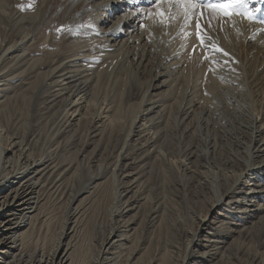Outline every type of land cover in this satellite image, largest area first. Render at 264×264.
I'll list each match as a JSON object with an SVG mask.
<instances>
[{
    "label": "rangeland",
    "instance_id": "1",
    "mask_svg": "<svg viewBox=\"0 0 264 264\" xmlns=\"http://www.w3.org/2000/svg\"><path fill=\"white\" fill-rule=\"evenodd\" d=\"M75 1L0 0V59L15 44L22 49L0 62L1 124L8 128L6 141L17 145L7 156L17 159L25 148L23 156L70 166L59 194L43 190V224L26 252L37 246L50 253L62 227L64 252L79 210L73 237L78 264H93L101 247L113 252L115 247L101 244L113 228L130 236L122 240L127 248L117 264H264V222L253 213L248 236L256 237H248L241 250L234 237L222 236L233 253L206 263L198 258L205 249L196 240L191 244L194 235L209 237L212 223L224 219L219 214L228 215V207L211 209L215 191L234 185L248 158L252 124L231 97L259 116L264 4L249 5L259 11L245 38L232 22L236 13L225 16L193 0L200 7L185 27L186 4L155 0L143 35L119 46L106 34L118 14L101 5L117 2ZM73 71L80 73V86L57 74ZM154 104L158 110L149 112ZM118 161L123 175L116 171ZM260 163L258 158L254 164ZM206 215L209 225L202 222Z\"/></svg>",
    "mask_w": 264,
    "mask_h": 264
},
{
    "label": "bare ground",
    "instance_id": "2",
    "mask_svg": "<svg viewBox=\"0 0 264 264\" xmlns=\"http://www.w3.org/2000/svg\"><path fill=\"white\" fill-rule=\"evenodd\" d=\"M115 2H117V4L114 3V6L112 1L111 3H101L103 9L107 12L110 11L108 10L109 5L112 6V14H114V12L115 14H118L117 21L119 19L118 22L113 24L107 30L106 34L108 37H113V41L116 40V43H118L117 45L123 46L127 41L135 40V36L138 32L140 37L143 35L144 31L141 26H143V21L146 15L149 14V10L153 6L154 0H139L137 4H133L131 1L127 2V0H115ZM234 15L236 16V18L232 19L234 27L239 32H241V34L243 31H246L244 37L250 38L251 36L247 30L251 28L253 21L245 15L238 13ZM78 25L79 22H77V26ZM17 45L18 44L14 45L16 46L15 48L10 47L11 49L8 48L7 51L5 50L6 52H4L2 55L0 62H2L1 60L12 59L13 57H11V55L13 53L21 51L22 49L20 50ZM213 46L215 49H220L215 42H213ZM74 73L75 75H72L71 72L57 74L60 78L63 77V81H67L68 84L76 83L78 86H80L78 84L80 83V73L79 71ZM1 82L2 76L0 75V84ZM0 91L3 90L0 89ZM62 91L63 90H61V92ZM78 92L79 90L77 93ZM231 99L237 102L240 112L242 111L244 114L243 118L247 119L252 124V140L247 149L248 158L244 162L243 170L238 172L239 175L234 185L229 186L228 184H225L223 191L220 192V189L219 191H215L218 194L211 204V209L228 207L230 208L229 212H227L228 215L224 216L219 214V216H223L224 219L217 220L216 222L212 223L216 227H212L213 232L208 233L209 237L207 239H197L194 235V238L191 241L192 244L196 240L197 242L194 244L205 249L198 254V258L206 260V263L215 262L219 258L220 254H223L224 252L226 254L233 253V245L230 244L227 239L224 240L225 238L223 239L222 236H227V238L234 237V247L237 251L241 250L243 243L247 242L248 237H252V239L253 237H256L253 234H251L252 236H248V231H250V233H253L254 231L251 230L250 227H247L250 223L248 220L251 213H253V219L259 217L264 222V188H262L264 187V104L259 109V116L257 115L258 117H256L255 114H252L250 105H247L244 102H239V100L235 98V95H232ZM69 102L67 104H69ZM75 102H77V100H75ZM79 103H77V106H79ZM192 105L194 106L195 104ZM158 107L159 104H154L148 109V111L150 112L151 110L157 109ZM151 113L153 114V112ZM156 114H160V112ZM147 116H149V114H147ZM185 116L187 117V115ZM183 120L186 119L183 118ZM69 125H71V123H69ZM7 129L8 128H5L1 124L0 118V264H78L79 259L77 260L75 251L76 248H74L73 244V237L75 235L74 232L76 231L74 226L77 225L79 220V217L76 218V216L79 214V210H77L73 215L75 218L74 226L70 233L71 236L67 242L64 252L61 251V246L63 238L67 237V233L63 227L58 232L57 245H54L50 253H46L42 248L37 246L32 252H26V247L35 242V233L37 232L38 234L41 231V225L43 224L44 214L41 209L42 202L45 200V191L43 190L48 189L52 193L59 194L61 192L60 188L66 180V175H68L70 166L66 167L64 161L57 162L51 157L41 156L38 158H31L29 156H23V153H26L25 148L21 149L19 158H9L7 155L13 151L17 145L13 144L14 140H11L10 143L6 141L5 135L8 133ZM258 158H261V163L259 166L254 164ZM117 166L120 167L116 171L120 172V175H123L124 171L126 170L123 169L122 162ZM99 176L100 174L96 178H99ZM126 176L131 175L128 174ZM225 191L226 193L224 194ZM82 193H86V189L82 190ZM122 193H120L121 196ZM79 197L78 190L77 193L75 192L74 195H72L71 203L76 202ZM123 198V208L127 209L129 205V198L127 200L125 196ZM247 203H249V207L244 209L247 212V217H242L241 222V219L239 221V214H245L243 213L245 211H243V209L239 210L238 207L240 205L246 206ZM207 218L208 217L206 215L202 220L205 225L210 224ZM222 231L225 233V235H222ZM118 232L119 229L117 230V228H113L106 239L102 240L101 242V244L105 247L108 245L109 247H115L113 248V252L104 250L105 248L102 249L101 247L100 253H98L99 256L97 255L98 257L96 256L93 259V264H117L115 260H117V257L124 253L127 248L122 240L126 241L130 237L126 233ZM203 241L206 243L203 244ZM115 243L117 244L115 245Z\"/></svg>",
    "mask_w": 264,
    "mask_h": 264
},
{
    "label": "snow or ice",
    "instance_id": "3",
    "mask_svg": "<svg viewBox=\"0 0 264 264\" xmlns=\"http://www.w3.org/2000/svg\"><path fill=\"white\" fill-rule=\"evenodd\" d=\"M133 4H137L139 0H131ZM155 2V0H154ZM262 3L264 4V0H220L219 3H213L212 0H201L204 7L215 9L220 11L225 16H230L233 13H240L241 15L247 16L251 20H255V13L259 11V9L251 8L249 5L254 3ZM180 4H186L187 10L185 13V27L187 26L191 16L194 14V10L200 7V4L193 2V0H178ZM28 7H32V5H28ZM259 22L264 23V20H260ZM197 28H200V25L197 24ZM205 37H201L203 41ZM217 51H223L222 49H216ZM227 55V53H224Z\"/></svg>",
    "mask_w": 264,
    "mask_h": 264
}]
</instances>
